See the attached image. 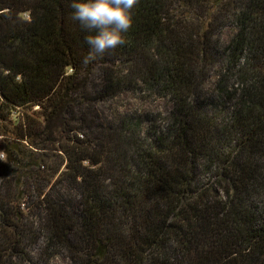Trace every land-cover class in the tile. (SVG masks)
I'll return each instance as SVG.
<instances>
[{
	"label": "trees",
	"instance_id": "trees-1",
	"mask_svg": "<svg viewBox=\"0 0 264 264\" xmlns=\"http://www.w3.org/2000/svg\"><path fill=\"white\" fill-rule=\"evenodd\" d=\"M71 12L0 0V264L33 237L45 264H264V0H138L126 43L87 64ZM207 67L235 100L219 124L199 102ZM137 91L171 99L163 128L101 124Z\"/></svg>",
	"mask_w": 264,
	"mask_h": 264
},
{
	"label": "rangeland",
	"instance_id": "rangeland-1",
	"mask_svg": "<svg viewBox=\"0 0 264 264\" xmlns=\"http://www.w3.org/2000/svg\"><path fill=\"white\" fill-rule=\"evenodd\" d=\"M234 31L231 19L221 20L219 28L213 42L217 46L222 47L229 39ZM210 65V64H209ZM211 66V65H210ZM201 74V92L200 104L203 106L210 118L214 119L215 123H223L228 117V112L235 106V100L232 95L230 97H222L213 88L215 79V70L207 67L202 69ZM235 83V81H233ZM236 86V85H235ZM172 101L168 96H160L154 93H140V92H124L119 97L104 104L98 112L101 124L108 127L110 123L116 122L117 119H130L134 123H142L143 130L149 123H155L156 126L165 125V117L172 108ZM1 159L4 157L1 155ZM199 180L201 183L213 182V172L207 170H200ZM35 237L25 241L24 248L27 252L24 259L16 258L7 264H45L48 260V255L43 254L42 240L35 242ZM50 264H75L67 255L65 251L58 250L49 258Z\"/></svg>",
	"mask_w": 264,
	"mask_h": 264
},
{
	"label": "clouds",
	"instance_id": "clouds-1",
	"mask_svg": "<svg viewBox=\"0 0 264 264\" xmlns=\"http://www.w3.org/2000/svg\"><path fill=\"white\" fill-rule=\"evenodd\" d=\"M138 0H68L71 19L85 31L88 53L83 63L103 56L126 43V34L134 23Z\"/></svg>",
	"mask_w": 264,
	"mask_h": 264
}]
</instances>
